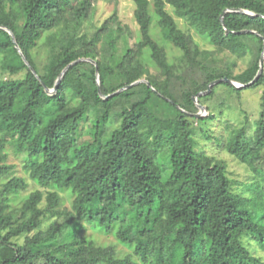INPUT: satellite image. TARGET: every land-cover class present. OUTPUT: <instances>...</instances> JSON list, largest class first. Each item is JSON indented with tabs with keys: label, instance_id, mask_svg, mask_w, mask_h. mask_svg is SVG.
I'll return each mask as SVG.
<instances>
[{
	"label": "trees",
	"instance_id": "1",
	"mask_svg": "<svg viewBox=\"0 0 264 264\" xmlns=\"http://www.w3.org/2000/svg\"><path fill=\"white\" fill-rule=\"evenodd\" d=\"M133 1L136 32L116 12L98 24L99 0H0V264H264V110L252 131L228 124L222 139L203 128L254 173L250 194L195 137L216 118L218 87L264 88V68L251 86L224 81L199 95L208 115L188 113L214 80L255 77L264 0ZM152 26L180 50L176 60ZM79 58L96 64L75 63L48 92ZM141 78L150 85L104 97ZM89 228L117 243L99 244Z\"/></svg>",
	"mask_w": 264,
	"mask_h": 264
},
{
	"label": "rangeland",
	"instance_id": "2",
	"mask_svg": "<svg viewBox=\"0 0 264 264\" xmlns=\"http://www.w3.org/2000/svg\"><path fill=\"white\" fill-rule=\"evenodd\" d=\"M167 8L171 10V7L168 5ZM135 9L136 4L133 0H99L98 10L96 13V22L101 24L106 18L111 16L113 13H117L123 24L129 25L134 32L139 28V24L135 18ZM178 21L179 27L189 32L193 37L201 42L203 47H207V44L202 41V38L196 31L189 26V24L183 18H176ZM152 32L155 37L165 46L169 59L176 60L181 52L176 48L172 43L163 39L162 34L159 28L152 26ZM247 58L245 60H239L238 65L235 68V71L238 72L244 67L247 66ZM1 75V73H0ZM220 86V85H219ZM264 88L259 86L257 88H246L240 95L232 92H227L225 87H218L217 95L211 99L209 104H211L216 110V118L213 121L207 123H199L198 127L195 129L196 137V149L202 151L210 156H215L218 159L225 161L230 176L235 181V186L240 190L244 191L245 194H250V191L247 189V183H249L254 178V173L249 169V167L240 162L234 155L230 154L226 149L219 146V144L212 138L209 139L203 132V128L210 129L213 136H220L224 139L229 130L227 129L228 124L232 125H244L247 122L251 125V131L254 129V124L257 119L260 118L262 111L264 110L263 106V97ZM129 100V99H128ZM127 99L117 100L116 107L123 106L127 104ZM222 102V107H217L219 102ZM130 102L133 103V99H130ZM207 107L205 111V116L209 114L207 104H204ZM119 125V121L115 118H112L111 121L107 124L108 130H112ZM21 158L17 155H13L11 162L19 163L21 165ZM18 174H24L21 170V166H18ZM34 186L32 184L31 188ZM67 206L71 207V200H67L65 203ZM53 220V219H52ZM49 220L48 223L52 222ZM87 236L94 238L99 244H115L117 241L112 235H107L104 233H99L93 231L89 228L86 231ZM120 249L125 251V248L119 246ZM261 254H264V251H260Z\"/></svg>",
	"mask_w": 264,
	"mask_h": 264
},
{
	"label": "water",
	"instance_id": "3",
	"mask_svg": "<svg viewBox=\"0 0 264 264\" xmlns=\"http://www.w3.org/2000/svg\"><path fill=\"white\" fill-rule=\"evenodd\" d=\"M229 10H230V9H227L226 12L229 11ZM232 10H233V9H232ZM235 10H236V11H240V12H244V13H247V14H250V15H253V16L256 15V13H254L253 11H250V10H247V9H243V8H238V9H235ZM1 27H3L4 29H6V30H7V31L13 36V40H14V42L16 43V47H17V49H18L19 52L22 54V56H23V58L25 59L26 63L29 64L28 60H27L26 57L23 55V52H22V50H21L19 44H18L17 41H16V38H15V35H14L13 31H12L10 28L6 27V26H1ZM245 31H248V30H244V31H242V32H245ZM252 32H255V33L259 34L258 32L254 31V30H252ZM82 60H88V61H91V62H93V63L96 64V61H95L94 59H92V58H79V59H77V60H75V61H72L71 63H69V64L63 69V71L61 72L60 76L58 77V79H57V81H56L55 86H54L53 88H48V87H47V88H46L47 91L50 92V93H54V92L57 90V87H58V85H59V83H60V81H61V79H62L64 73H65V72H66V71H67L72 65H74L75 63H77V62H79V61H82ZM259 64H260V67H259V70H258L257 74L255 75V77H254L251 81H249V82H247V83H242V82L236 81V80H234V79H231V78H229V77L218 78V79L214 80L213 82H211V83L209 84V88H208L207 91H203V92L201 91V92H199L198 94H196V95L194 96V99H195V101H197V106H198V108H199L198 112H196V113H190V112H188V113H189L190 115H194V116L197 117V118H201V117L205 116L204 113H205V111H207V107H206L205 105H203V104H201V103L198 102V96H199V95H202V94H204V93L209 92V91L211 90L212 86H214V85H216V84H219V83L225 81V82H228V83L233 84L234 86H236V87H238V88H243V87H247V86H251V85H253V84H254V83L260 78V76H261L262 73H263V68H264V49H263V51H262V54H261V57H260V63H259ZM33 71H34V73H36V71H35L34 69H33ZM97 76H98V82H99V73H98V71H97ZM141 82H147V83L150 85V82H149L147 79H145V78H141V79H138V80L132 82L131 84H129V85H127V86H124V87L120 88L119 90L115 91L114 93H111V94H109V95H105L104 97H105V98H109V97H111V96H113V95H115V94H118V93L122 92L123 90H125V89H127V88H129V87L135 86V85H137V84H139V83H141Z\"/></svg>",
	"mask_w": 264,
	"mask_h": 264
}]
</instances>
